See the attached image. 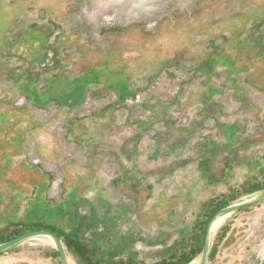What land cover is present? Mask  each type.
<instances>
[{"label":"crops","instance_id":"obj_1","mask_svg":"<svg viewBox=\"0 0 264 264\" xmlns=\"http://www.w3.org/2000/svg\"><path fill=\"white\" fill-rule=\"evenodd\" d=\"M17 6L12 0H0V228L37 223L57 235L76 238L97 254L101 247L99 252L111 255L119 250V239H114L119 228L128 247V224L140 221L142 210L168 205L164 193L171 191L167 194L171 199L185 200L197 190L196 183L226 189L237 180L240 166L249 167L264 156V151L254 153L253 146L264 142V125L249 96L251 90L264 96V0L239 25L225 28L229 33L222 32L212 41L210 58L222 51L216 60L188 68L169 60L164 65H170L171 74L156 76L141 88L128 80L124 89H111L117 95L111 105L91 115L58 116L57 111L67 112L68 106H61L52 108L45 121L37 119L31 101L20 106L14 101L44 85L51 27L41 23L26 27L25 17L17 16L28 5H22L21 11ZM17 33L19 39L13 36ZM238 47L235 53L232 49ZM243 47L250 50L245 59H241ZM199 73L205 78L197 81ZM156 81L177 83L173 97L147 91ZM186 83L189 91L183 90ZM102 87L93 86L95 96L104 94ZM135 91L143 94L140 101L123 100L126 92ZM195 91L199 92L193 101ZM222 95H236L234 105L221 100ZM178 114L189 116L186 125L179 124ZM56 124L66 128L74 155L65 156L62 136L52 131ZM149 134L152 138L147 139ZM29 138L42 160L59 166L64 193L58 205L44 197L46 175L24 159ZM42 237L27 240L44 242L55 251L53 243ZM27 240L0 252V264H51L50 249L39 248V256L34 252L30 256L19 248ZM60 240L69 264H84L76 263L79 256L68 250L67 239L60 236Z\"/></svg>","mask_w":264,"mask_h":264},{"label":"rangeland","instance_id":"obj_2","mask_svg":"<svg viewBox=\"0 0 264 264\" xmlns=\"http://www.w3.org/2000/svg\"><path fill=\"white\" fill-rule=\"evenodd\" d=\"M12 1L19 5L17 11L22 10V5H28L17 16L25 17L26 27H37L40 23L51 27L46 44L52 46L58 54L53 69L50 72L45 70L46 75L43 76L44 85L47 78L52 77L49 94L55 97L64 91V82L61 80L63 74L79 75L103 59L108 60L110 67L115 69L125 64L124 73L129 76L130 84L135 88L144 86L160 71L166 60L177 62L185 68L203 62L211 51L212 41H217L222 32L229 33L225 28L233 29L249 16L250 9L263 4V0ZM246 13V17L242 16ZM13 36L19 39L21 35L17 33V36ZM238 49L240 47L232 50L236 53ZM241 51V59H245L250 50L243 47ZM196 78L198 81L205 77L199 73ZM185 85L189 91L190 85ZM193 86L198 87L199 84ZM198 92L192 94L193 101L197 99ZM250 93L252 102L258 108V121L264 125V109L253 100L257 96H264L252 90ZM229 96L222 95L221 100L234 105L233 99L236 100L237 96ZM58 107L61 106L52 108ZM68 108L66 113L64 110L57 111L58 116L74 118L69 115ZM37 119L40 120L38 115ZM31 141L32 138H29L27 144ZM68 141L71 143L70 149L74 150L73 142L70 139ZM253 149H256L254 153L263 152L264 142L256 143ZM236 175L237 180L226 189L222 186L204 188L196 183L194 186L197 190L185 200L171 199L167 196L172 194L171 191L164 193L163 197L169 199L165 200L168 205L164 203L142 210L138 217L140 221L128 224V247L125 245L127 236L121 234L122 227L114 234L116 242L119 239V250L115 248L112 256L106 251L99 252L101 247L98 248V255L94 249L76 238L60 233L57 236L67 239L68 250L79 256L75 258L76 263L195 264L204 229L214 211L223 204L248 198L255 193L256 188L264 186V156L255 158L249 167L240 166ZM49 178L50 181L52 176ZM61 193L60 200L64 193L63 187ZM36 229L50 230L57 234L37 223L18 224L0 228V242ZM42 239L49 241L45 237ZM213 244L216 248L207 257L205 264H264V199L222 218L212 230L211 246ZM19 248L28 251L30 256H39V248H48L50 263L61 264L56 250H51L44 242L27 240Z\"/></svg>","mask_w":264,"mask_h":264},{"label":"built area","instance_id":"obj_3","mask_svg":"<svg viewBox=\"0 0 264 264\" xmlns=\"http://www.w3.org/2000/svg\"><path fill=\"white\" fill-rule=\"evenodd\" d=\"M187 85H184L183 90H187ZM117 97L114 90H110L99 96H95L91 90H87L83 99L74 105L69 106L68 112L72 117L76 116H88L95 113L98 110H101L108 105H111L114 99ZM264 109V97L257 96L256 100L253 99ZM30 100L24 95L21 94L15 100V105H24L29 103ZM33 104V109L37 113L40 120H48L52 113V107H41ZM56 107V106H55ZM178 122L180 125H186L189 121V116L184 114L177 115ZM52 131L60 134L63 139V146L65 149V156L70 157L74 155V151L70 149L71 143L66 138V128L62 124H56L52 127ZM133 143H129L128 147H132ZM24 159L30 167H36L40 169L43 173L47 174L48 177L52 176V179H48V187L45 192L46 197L51 202H60L62 187H63V177L59 169L58 164L51 161H44L36 154V143L34 140L27 144L24 153Z\"/></svg>","mask_w":264,"mask_h":264},{"label":"trees","instance_id":"obj_4","mask_svg":"<svg viewBox=\"0 0 264 264\" xmlns=\"http://www.w3.org/2000/svg\"><path fill=\"white\" fill-rule=\"evenodd\" d=\"M103 61H100L99 64L95 66L88 67L87 69L84 70V72L76 76H68V75L63 74L61 76V80L64 82V89H63L64 91H60L59 97H55V95H52L51 93L49 94L50 81L52 77L47 78L46 85H44L42 89H38L35 87L34 89L27 91L26 95L28 99L36 106L49 107V103L51 104V102H54L57 105L59 104V105L67 106L68 105L67 102L69 100L73 102L72 104H70L71 106V105L79 103L83 99L87 89L93 85H101V86H104L110 89H118V88L124 89V87H127L128 81H125V80H122V82H120L118 86L117 84L113 83V80L116 79L117 75H120L119 72L114 71L118 69L111 68L110 64L108 63V60L103 59ZM93 94L97 95L96 92H93ZM242 161L244 162V158H242ZM252 163L253 161H251L249 166H251ZM263 187L256 188L254 192L262 189ZM226 204H223L222 206H225ZM216 211H214V213ZM204 234H205V229H204ZM201 247H200V250H201ZM214 248H216V246H214L213 244L209 250L208 256H210ZM99 263L107 264L105 263V261H100Z\"/></svg>","mask_w":264,"mask_h":264},{"label":"water","instance_id":"obj_5","mask_svg":"<svg viewBox=\"0 0 264 264\" xmlns=\"http://www.w3.org/2000/svg\"><path fill=\"white\" fill-rule=\"evenodd\" d=\"M152 85V84H151ZM140 94V93H139ZM173 97V95L171 96ZM170 97V98H171ZM152 138V135H147V139ZM186 153H189L188 151ZM264 199V187L258 191H256L253 195L248 198L242 199L237 202H229L225 206L220 207L208 220L205 228V234L203 238V243L201 250L198 254L197 260L195 264H205L210 246H211V236H212V226L217 220H221L222 218L251 205L257 204ZM46 236L48 237L51 242L53 243L55 249L58 252L61 264H69L67 259L64 246L60 240V238L54 233L49 230L44 229H36L32 231H28L21 235H18L14 238L9 240L0 242V252L9 249L10 247L19 244L27 239L33 238L35 236Z\"/></svg>","mask_w":264,"mask_h":264},{"label":"flooded vegetation","instance_id":"obj_6","mask_svg":"<svg viewBox=\"0 0 264 264\" xmlns=\"http://www.w3.org/2000/svg\"><path fill=\"white\" fill-rule=\"evenodd\" d=\"M222 51H218V52H213L211 55H212V59L210 58V55H207V58L205 59V60H208V59H211V60H216L217 59V56L221 53ZM57 54H58V52H56L53 48H50L47 52H46V55H47V57L45 58L47 61H44V63L46 64V65H49V72L51 71L50 69H53V65L55 64V62H56V60H57ZM205 60H203V61H205ZM167 61H169V60H166V62L165 63H168ZM170 65H161V69H160V71L158 70L156 73H155V75L152 77V78H150L149 79V81H151V79H153V78H155L156 76H158V77H160L161 78V76H163L165 73H167V74H171L170 73V71L168 70V67H169ZM115 69V68H114ZM125 70H126V67H124V66H122V67H120V69L118 68V70H114V71H116V72H119V74L120 75H117V77H116V79L115 80H113V83H115V84H117V86H118V84L120 83V82H122V80H125V81H128L129 80V76L128 75H126L124 72H125ZM166 75V74H165ZM119 76V77H118ZM162 79V78H161ZM161 79H159V80H161ZM161 85H163V90L162 91H160L159 90V88L161 87ZM43 84H41V85H39V88L38 89H42L43 88ZM94 86V85H93ZM93 86H91L90 88L91 89H87V90H91L92 92H95V90L93 89ZM93 89V90H92ZM176 89H177V83L176 84H174V82H165L164 83V81H156L155 82V84L153 83L148 89H147V91H152V92H157L158 94H161V95H163V97L165 98V99H169L175 92H176ZM109 90H111L110 88H106V87H102V89H101V91H104L103 93H106L107 91H109ZM27 91H29V90H27ZM140 93V92H139ZM138 93V91H135V92H133V93H130V92H126V94H125V96H124V99L123 100H125V98H127V100H126V102H132V103H135L136 101H140L141 99H142V95L143 94H139ZM26 97H27V95L26 94H24ZM128 95V96H127ZM28 98V97H27ZM68 107L70 106V104H72L73 102L71 101V100H69L68 102ZM55 107V105L53 104H49V107ZM56 106H66V105H56ZM42 174H44V175H46L45 177H46V179H45V189H44V197H45V199L46 200H48L49 202H50V200L46 197V195H45V192H46V190H47V187H48V179H49V177H48V175L47 174H45V173H43V172H41ZM48 178V179H47ZM37 181V180H36ZM37 183L38 184H40L41 183V180H39V181H37ZM42 183H43V181H42ZM43 187V186H42ZM44 188V187H43ZM34 189H36V188H34ZM38 200H40L39 199V197L37 198ZM60 202H56V203H53L54 205H58ZM37 217H39V216H37ZM216 227V226H215ZM214 227V228H215ZM32 231V230H31ZM57 235V234H56ZM56 250V249H55ZM56 252H57V250H56ZM58 253V252H57ZM59 256V255H58ZM60 259V258H59ZM61 263V262H60Z\"/></svg>","mask_w":264,"mask_h":264},{"label":"bare ground","instance_id":"obj_7","mask_svg":"<svg viewBox=\"0 0 264 264\" xmlns=\"http://www.w3.org/2000/svg\"><path fill=\"white\" fill-rule=\"evenodd\" d=\"M114 2V1H113ZM134 4V3H133ZM138 6V5H137ZM140 7V6H139ZM108 92V91H107ZM219 221L220 220H217L214 224H213V226H212V230L214 229V227L219 223ZM41 236H43V235H41ZM44 237H46V236H44ZM46 238H48V237H46ZM49 239V238H48ZM50 240V239H49ZM51 241V240H50ZM52 243V242H51Z\"/></svg>","mask_w":264,"mask_h":264}]
</instances>
